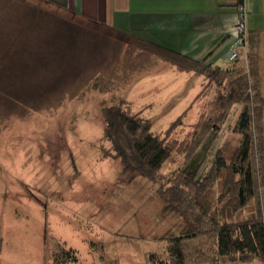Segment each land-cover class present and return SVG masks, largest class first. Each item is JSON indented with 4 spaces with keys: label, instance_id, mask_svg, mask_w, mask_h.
<instances>
[{
    "label": "rangeland",
    "instance_id": "obj_1",
    "mask_svg": "<svg viewBox=\"0 0 264 264\" xmlns=\"http://www.w3.org/2000/svg\"><path fill=\"white\" fill-rule=\"evenodd\" d=\"M255 5L245 15L257 41L249 38L236 62L226 59L228 78L212 70L208 78L172 71L120 33L50 0H0V264H56L55 255L70 249L78 260L67 264H171L170 239L186 224L163 193L184 179L200 150L207 155L201 196H219L222 179H213L211 162L225 144L237 145L244 108L223 95L242 73L245 96L258 84L262 101L254 112L257 196L241 213L263 212L264 1ZM120 102L173 148L154 181L123 173L111 157L103 108Z\"/></svg>",
    "mask_w": 264,
    "mask_h": 264
},
{
    "label": "trees",
    "instance_id": "obj_2",
    "mask_svg": "<svg viewBox=\"0 0 264 264\" xmlns=\"http://www.w3.org/2000/svg\"><path fill=\"white\" fill-rule=\"evenodd\" d=\"M235 6L237 9L244 7V0H237ZM93 22L105 32L115 31L106 24ZM247 34L250 36L247 45L249 38L253 42L257 41L256 35L248 31ZM121 35L126 37L129 45L137 46L159 60L168 62L181 72H194L210 78V70L214 77H227L233 71L230 63L221 67L209 62V57L194 60L143 39ZM248 82L245 74L237 75L235 79L229 80L227 93L223 95L229 106L243 104L244 108L234 127L239 135L237 145L225 144L217 150L211 162L216 173L213 179H222L219 196L215 199L208 191L204 197L201 196L199 173L207 155H201L200 150L192 154L193 157L184 169V179L180 177L171 181L170 187L163 193L169 208L186 224L182 234L170 239L168 252L171 264H232L251 263L255 260L264 264V208L263 212L258 209L249 217L241 213L256 198L258 187V173L253 162L256 159L254 112H257L262 100L258 84L253 85L254 95L245 96ZM103 119L104 138L112 147L111 157L120 161L123 173L156 180L171 157L173 148L165 138L155 135L150 120L131 114L122 102L103 108ZM180 123L181 117L172 126ZM213 138L208 137L211 142ZM209 145L210 142L203 146L208 148ZM77 260L76 252L72 249L60 251L54 257L56 264Z\"/></svg>",
    "mask_w": 264,
    "mask_h": 264
},
{
    "label": "crops",
    "instance_id": "obj_3",
    "mask_svg": "<svg viewBox=\"0 0 264 264\" xmlns=\"http://www.w3.org/2000/svg\"><path fill=\"white\" fill-rule=\"evenodd\" d=\"M50 2L59 7H68L92 21L106 24L120 34L143 39L191 59L204 60L209 57V62L218 66H221L222 61L226 66L229 65L226 56L233 44L234 28L239 18L235 6L237 0ZM256 2L259 0H244L245 10L249 8L253 13L258 11ZM171 68H174L172 71L177 70L176 67Z\"/></svg>",
    "mask_w": 264,
    "mask_h": 264
},
{
    "label": "built area",
    "instance_id": "obj_4",
    "mask_svg": "<svg viewBox=\"0 0 264 264\" xmlns=\"http://www.w3.org/2000/svg\"><path fill=\"white\" fill-rule=\"evenodd\" d=\"M239 18L234 28V42L227 52V60L234 63L240 56V52L247 48V26H246V10L245 7L238 9ZM240 49H242L240 51ZM244 49V50H243Z\"/></svg>",
    "mask_w": 264,
    "mask_h": 264
}]
</instances>
